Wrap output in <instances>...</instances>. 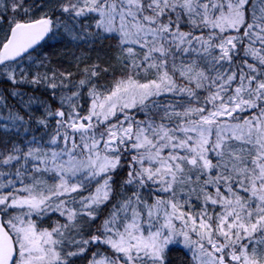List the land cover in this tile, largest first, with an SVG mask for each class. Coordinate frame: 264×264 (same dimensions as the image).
I'll return each instance as SVG.
<instances>
[{"label": "snow or ice", "instance_id": "obj_1", "mask_svg": "<svg viewBox=\"0 0 264 264\" xmlns=\"http://www.w3.org/2000/svg\"><path fill=\"white\" fill-rule=\"evenodd\" d=\"M0 264H264V0H0Z\"/></svg>", "mask_w": 264, "mask_h": 264}, {"label": "trees", "instance_id": "obj_2", "mask_svg": "<svg viewBox=\"0 0 264 264\" xmlns=\"http://www.w3.org/2000/svg\"><path fill=\"white\" fill-rule=\"evenodd\" d=\"M174 255H177V254H174Z\"/></svg>", "mask_w": 264, "mask_h": 264}]
</instances>
